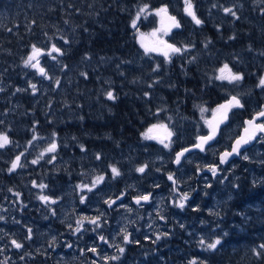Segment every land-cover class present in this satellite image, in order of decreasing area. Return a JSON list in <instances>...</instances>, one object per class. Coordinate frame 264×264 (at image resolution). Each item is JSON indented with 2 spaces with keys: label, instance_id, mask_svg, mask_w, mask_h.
Masks as SVG:
<instances>
[{
  "label": "trees",
  "instance_id": "obj_1",
  "mask_svg": "<svg viewBox=\"0 0 264 264\" xmlns=\"http://www.w3.org/2000/svg\"><path fill=\"white\" fill-rule=\"evenodd\" d=\"M193 3L203 21L199 26L184 13V0H0V89H3L0 91V132L6 133L11 141V145L0 149V216L4 217L0 220V249L4 247L3 242L8 247V251L0 252V261L7 258V264H93L94 261L95 264H189L196 259L198 264L200 261L203 264H264V255L257 258L252 251L264 244V159L259 156L254 162L251 157L237 161L233 175L221 180L216 178L211 186L205 182L199 188L198 197L184 209L166 211L160 233L168 235L159 241L156 236L144 234L139 220L130 236L133 242L122 243L123 254L114 253L112 248L107 253L94 254L83 244L92 240L85 231H94V228L83 225L81 232L74 234L71 222L54 224L59 232L53 246H49L52 239L42 242L39 237L37 248H29L30 242L38 239L40 221L50 222L51 214L46 210H34L42 206L40 195L51 198L66 185L88 183L98 173L110 178V201L120 197L115 192L120 191L124 181L122 176L113 178L108 159L141 155L134 146L139 145L149 127L158 122L165 124L166 116L178 123L198 124L196 133L183 144H173L175 152L192 144L196 135L205 133L201 122L228 95H236L243 103L244 109L239 112L243 120L248 118L247 106L249 111L253 109L252 101L261 104L260 97L253 98L251 92L256 79L252 81L245 75L234 86V83L216 80L215 76L225 63L232 68L233 61L250 67L242 71L257 75L256 66L250 63L264 56L262 0H193ZM144 4L150 10L168 7L169 14L181 24L168 41L176 47L187 46L190 52L172 54L170 62L160 56L140 54L137 33L130 23ZM221 6L232 7L239 18L226 15ZM229 37L235 38L229 40ZM53 44L63 50L62 54L54 53L58 56L54 64H48V72L60 81L59 87L53 88L47 82L44 88L49 87V95L38 87L33 94L25 84L26 73L38 78L40 75L24 67L23 61L33 45L43 47L44 51L48 49L47 52ZM81 73H86L87 78ZM18 88L25 90L18 92ZM107 91H113L117 99L107 100ZM201 108L206 111L200 112ZM34 135L37 137L33 141L34 149L20 150V145L24 146ZM53 139L57 143L56 152L45 153L40 158L44 152L42 146ZM21 151L27 154L20 159L23 167L9 172L14 155ZM147 151L152 152L151 148ZM33 154L38 160L37 168L31 164ZM97 154L100 160L96 159ZM52 156L55 159L49 163ZM138 163L150 166L145 160ZM105 165L102 174L100 168ZM33 182L46 187L34 190ZM192 184L195 189V184L199 187L201 183L193 181ZM145 190L151 192L148 187ZM14 193H19L17 200ZM7 194L11 196L5 199ZM28 229L32 230L31 239H27ZM201 238L209 242L220 238L222 242L216 250L207 251L198 243ZM12 239L22 243L19 250L28 246L23 260L11 246ZM67 242L71 247L65 248ZM57 250L72 256L63 261ZM111 256L119 259H104Z\"/></svg>",
  "mask_w": 264,
  "mask_h": 264
},
{
  "label": "rangeland",
  "instance_id": "obj_2",
  "mask_svg": "<svg viewBox=\"0 0 264 264\" xmlns=\"http://www.w3.org/2000/svg\"><path fill=\"white\" fill-rule=\"evenodd\" d=\"M238 9L241 10L240 8ZM154 10L155 9L150 10L149 14L142 15L141 18L137 21L138 27H140L139 32L145 34L144 43L151 45L154 40L159 39L170 44L168 38L172 34V32L177 28H172L167 35H164L163 32L157 33L156 37L150 35L154 32V30L162 27L161 19L160 17L154 14ZM137 11L134 13V17L136 16ZM137 42L142 55L147 57L160 56L164 58V56L160 54V52H151L148 55H145L144 49L140 46L138 38ZM159 46L163 48V45ZM181 48H183V46H181ZM189 49L190 48H188L187 51H184L182 53L186 54V52H190L191 50ZM52 56H55L54 53H52L51 55H47V58H43L41 60L42 63L40 65L45 69L51 79H45L41 75L38 78L37 76L32 74L27 75L28 72L26 73V80H28L27 85L29 86V82L36 84L37 87L41 90H46L45 94H47V92L49 91V87H46V89L44 88V85L47 82H49L50 85L53 86V88L58 89L59 87V85L55 83L57 78L53 79L52 75L48 72V64L52 62L54 64L57 61V58L53 60ZM252 63L254 64V66H256L255 73L257 75L254 76V80L256 79L254 85L256 86L252 87L251 92L253 98L255 96L260 97L261 102V104H257L256 102L252 101V107L260 108L264 104V89L257 87V84L259 78L261 76H264V58H258V60L256 59L250 64ZM233 64L235 67L239 66L238 63ZM239 82H235L234 85H237V83ZM52 92L55 91L52 90ZM208 118L202 121L203 126L206 125L205 120H208ZM166 119L167 120L165 121L167 122H164L168 126L169 131L173 133L170 138V141L165 140V143H169L168 148H165L163 144L158 142V140H147L143 137L139 145L134 146V148H137L136 151H138L141 155H136L134 153L131 157L126 159L122 155L121 158H119L118 160H114V158L108 159L109 166H116L120 170V176H122V179L124 181V186L120 189V191H118V193L115 192V194H117L118 196L124 193V200L122 202H120L118 205H114L110 209H107L105 207V205L107 204L105 203V201H110V199H112L110 178L108 177H104V180L95 188H93L90 192L86 189H81L77 187V185L85 183L68 184L65 186L63 191L50 198V200H55L56 203H50L53 205L50 208L51 215L49 219V224L47 223L46 219L40 221L39 235L37 240L39 241V237H41L42 242H44L47 239H52L53 235L55 238H57L59 230L58 227L54 226L55 223L67 225V223L73 222V226L75 228L76 221L82 217H88L89 219L99 217V227H96L95 225L89 223L88 220H84L83 222V225H85L86 228H94V231L90 229H87L85 231L92 236V240L90 239V241H86L83 244L85 245L87 250L89 248L96 247V253H107L108 250H110L111 248L113 249L114 253H119L117 251L116 246L123 247L122 243H124L123 233L121 230H126L131 236V234L135 230V225H138L139 220H141L140 224L146 236L158 235L165 224V212L168 210H180L179 207L174 206V201H178L180 199V196L184 193H187L188 197H191L194 191L192 182L194 181L196 183H200L203 177L201 172L205 169H209L208 164L210 163V159L214 153L208 151L216 150V155L218 156L220 152L225 150L222 147L227 146L229 142L234 140L233 132L235 131V127L233 128L232 124H238L237 121H234L232 124L227 126L222 135L223 139H219L216 142L215 146L207 151L208 153L205 151V149L202 153L196 152V154L193 153V155H187L185 158L182 159L181 164L178 167H174L172 164L175 154V152L172 151L173 144H183L187 138H189L193 133L196 132L198 124L196 122L178 123L177 120H174L171 117L169 118L168 116H166ZM156 124H160V122ZM153 135H160V130L154 131ZM48 145L49 144H44L42 146V150L44 151L48 147ZM147 148H151L152 152L149 153L147 151ZM182 148L184 147H180L178 148V150ZM178 150H176V152ZM171 151L173 152V154L171 153ZM243 155L247 156L248 152L244 153ZM243 157L241 158V160H245ZM140 160L150 162L149 168L147 166L143 173H139L136 171L137 167L145 165L144 163H138ZM233 168L234 166L231 167L230 172H233ZM105 169L106 165L100 168L102 174L104 173ZM224 174L225 176L219 177L218 180L227 178L226 175L229 173L225 170ZM169 175L173 176L174 178L178 176V178L181 180L182 190H178V192H181V195L177 194L176 192L174 193L171 190V185L168 184L169 180L167 182V178ZM97 176L101 175L95 173L94 179ZM94 179H92L86 184H89L90 186ZM212 181L213 180H211L210 178L205 180V182L208 183L207 185L210 186L212 185ZM167 184L169 186H167ZM161 186L164 187L160 188ZM32 187L34 190H37L39 188L38 186L34 185ZM145 187L150 188V190L152 189V195L154 196L153 200L149 204H147L146 207L143 208H138L135 205H132V203L130 202V197H133L135 199L138 196L149 194L145 190ZM186 188H188L189 190L184 191L186 190ZM201 193H204V191H201ZM81 195L85 196L84 203H81L80 201ZM191 201L192 199L188 198V200L185 202V206H187ZM161 217H163V219H161ZM101 235L105 237L108 243H104L99 239ZM74 239L76 240L77 237H74ZM98 241L100 243L96 244V242ZM69 244L70 242H67L65 248H68ZM57 254L63 261H67L68 257L72 256L71 254L66 255L62 250H57Z\"/></svg>",
  "mask_w": 264,
  "mask_h": 264
},
{
  "label": "snow or ice",
  "instance_id": "obj_3",
  "mask_svg": "<svg viewBox=\"0 0 264 264\" xmlns=\"http://www.w3.org/2000/svg\"><path fill=\"white\" fill-rule=\"evenodd\" d=\"M262 3H264V0H262ZM213 7H217V5H213ZM222 7L223 12L226 15H230L233 18L238 19L239 17L237 16L236 11L233 10L232 7ZM261 14H264V7H261L260 9ZM150 13V9H149V5L144 4L141 7H139L136 16L132 19L131 21V27L136 31L137 33V38L138 41L140 42V46L144 49L145 55H148L151 52H160V54H162L164 56V59L166 62H170L171 60V55L172 54H181L184 51L188 50V47L185 46L183 48L181 47H176L172 44H168L165 41L162 40H154L152 42L151 45L149 44H145L144 43V35L143 33L139 32V27L137 24V21L141 18L142 15L145 14H149ZM184 13L191 18V20L193 21L194 24L196 25H201L203 23V21L197 16L196 11H195V6L193 3V0H184ZM154 14L158 17H160L161 19V28H158L156 30H154L153 33H151L150 35L153 37H156V34L159 32H163L164 35H167L172 28H180L181 24L180 22L177 20V18L175 16L169 15L168 12V7L167 6H162L158 9L154 10ZM235 37H229V39H234ZM65 43H67V41H65ZM210 43V41H209ZM159 45H163V48H161ZM205 47H207V44L205 45ZM52 53H57V54H62V51L60 48H58L55 44L52 45L51 49L45 53L43 50H41L40 48L36 47L35 45L32 46V50L31 53L27 56V58L23 61L24 67L26 68H32L35 69L36 72L43 76L45 79H51L48 76V73L45 71V69L43 67L40 66V57L43 55H51ZM262 55H264V53H262ZM87 58V57H86ZM52 59L55 60L56 57L52 56ZM157 69H153V71H156ZM218 75L215 76L216 80L219 81H227L228 83H235V82H239L241 81L244 77L243 74L238 73V72H234L232 70V68L229 67V65L227 63L223 64L222 67H220L218 70ZM82 76H84L85 78H87V74L86 73H81ZM55 83L57 85H59L60 81L56 80ZM29 87L32 90V93L35 94L37 92V86L36 84H33L31 82H29ZM149 87H152V85H149ZM257 87H260L262 89H264V76H261L259 78ZM3 89H0V91H2ZM16 91H24V89H17ZM106 95V99L110 100V101H114L117 99V97L115 96L113 91H107L105 93ZM148 93H145V96H147ZM243 105L241 104V101L238 97L233 96L231 97L230 100L227 101L226 104H222L220 105L217 109L213 110V117L215 118L217 116V114H220V119L216 121V125L214 126L213 123L211 121H205L206 124L209 125L210 128V132L209 135L207 136H201L198 137V142L196 143V145L194 147L199 148L201 151H204V145L208 143L209 140H212L216 134V127L218 126L219 123H222L223 120L227 119V113L231 108L234 107H242ZM200 111L203 113L204 111H206V109L201 108ZM259 117H264V110H261L259 113H257L256 117H253L252 120H248L245 121V124L248 125V127H246L244 129L245 135L240 137L236 143L233 145L232 147V151L231 152H225L221 155L220 157V163L224 164L227 160V158L233 154L239 155L240 154V148L243 144H247L250 140H252L255 136L257 132H261L264 133V123H255V121L257 120V118ZM0 123H2V121H0ZM156 130H160V135H153V132ZM53 137L56 136V133L53 132ZM144 139L147 140H158L159 143L163 144V146L165 148L169 147V143H165V140H169L171 136L173 135V133L171 131H169L168 126L166 124H155L152 125L145 133L142 134ZM33 140L37 139V137L34 135L32 137ZM11 143L9 136L4 133V132H0V149L5 148L7 145H9ZM29 143H31V141H29ZM57 150V143L56 140L53 139L48 147L44 150V152H42L40 154V158H43V156L45 155V153H55ZM84 148L81 145V151H83ZM190 151V149L185 148L183 151L178 152L176 154V160L175 162L177 164L180 163L181 158L184 156L185 152ZM23 155V153H21V156ZM21 156H17L11 163V167L8 169L9 172H13L15 171L18 167H23V165L20 164V159ZM244 159H248L247 156L243 157ZM55 159V156H52L51 159L48 161L49 163L52 162V160ZM97 160L101 159L100 154H97L96 156ZM33 164L38 163V160H33L32 161ZM111 169V173L113 178H116L118 176L121 175L120 170L114 166V165H110L109 166ZM147 167V165L141 166V167H137L136 171L139 173H143L145 171V168ZM209 171L212 172V174L215 176L217 173V168L213 167V166H209ZM168 179L170 181H172L173 185L175 186L176 181L173 178V176L169 175ZM104 180V176H97L91 183V185L89 186V184H81V185H77L78 188L81 189H86L87 191H92L93 188H95L98 184H100L102 181ZM33 185L36 186L35 182H33ZM39 188L43 189L46 187V185L44 184H39L38 185ZM175 191V188L173 189ZM9 191H12V189H9ZM14 195L17 196V198H19V193H14ZM151 194L149 193L148 195H141L135 198V203L137 205H139L141 203V201L147 202L150 199ZM42 202L44 203H56L55 200H50V198L48 196L45 195H41L40 197H38ZM188 194L184 193L180 196V199L178 201H174V206L179 207L180 209H184L185 207V202L188 200ZM80 201L81 203L85 202V196L81 195L80 197ZM105 203H108L109 206H111L113 203H115V201H105ZM196 209H194L195 211ZM54 214V213H53ZM4 217L0 216V220H3ZM161 219H163V217H161ZM84 220H88L89 223L95 225L96 227H99V217L96 218H91L89 219L88 217H82L80 219H78L76 221V227L73 229V233H79L81 232L82 226H83V222ZM18 222V221H17ZM69 227L71 228V225H69ZM181 227H183V225H181ZM31 229H28V237L27 239H31ZM123 233V242L124 244H128V243H132L133 241L130 240V234L122 229L121 230ZM167 233H160L158 235H156V241H159L163 236H167ZM225 235H227V233H225ZM55 237L52 238V242H50V247L54 245L55 242ZM99 239L104 242V243H108V241L105 239L104 236H100ZM136 243H139V241H135ZM155 243V241H153ZM221 239L220 238H216L215 240L212 241H206L204 238H201L198 243L201 246V248H203L204 250L207 251H214L217 249V246L221 244ZM11 246L17 250L21 249L23 247L22 243L18 242L15 239L11 240ZM111 246V245H110ZM68 247H71V244L68 245ZM117 247V251L120 254H123L125 251L124 247H120V246H116ZM259 249V250H258ZM3 249H0V252H2ZM88 251H91L92 253H96L97 249L96 247H92L89 248ZM253 254L257 256V258H260L262 255H264V244H260L257 246V248H253L252 249ZM21 260L24 259L23 256L20 257ZM106 261L108 259L111 260H118L119 256H111V257H105L104 258ZM0 264H7V258L4 261H0ZM93 264H95V261L93 262ZM189 264H198V261L196 259L190 260ZM199 264H203L202 261L199 262Z\"/></svg>",
  "mask_w": 264,
  "mask_h": 264
},
{
  "label": "flooded vegetation",
  "instance_id": "obj_4",
  "mask_svg": "<svg viewBox=\"0 0 264 264\" xmlns=\"http://www.w3.org/2000/svg\"><path fill=\"white\" fill-rule=\"evenodd\" d=\"M179 29V28H178ZM261 41H264V40H261ZM47 53V52H46ZM43 57H47V54L46 55H44ZM42 57V58H43ZM263 58H264V56H262ZM42 58L40 59V65H41V60H42ZM233 63H235L234 61H233ZM232 63V68H233V70H234V72H239V73H241V74H243V77L245 76V75H249L250 76V78L252 79V81L254 80V74H252V73H246L245 71H242V70H244V69H246V70H250V67H247V66H238V67H235L234 66V64ZM243 64H246V61H243ZM244 68V69H243ZM35 69H30V71H32V72H36V70L34 71ZM236 70V71H235ZM28 83V80H26V83L25 84H27ZM230 96H233V95H228V97H230ZM263 99H264V96H263ZM242 105H243V103H241ZM251 106H252V104H251ZM248 108H247V113H245L247 116L249 115V119L248 118H246V119H244V120H252L253 118L252 117H256L257 116V113H259L261 110H264V104L260 107V108H253L251 111H249V105L247 106ZM244 109V106H242V107H234V108H231V111H230V116L229 117H231V118H229V120H228V124L225 126V127H223L222 129H221V132L219 133V136H218V138H217V140L210 146V147H208L207 148V150H205L206 152L209 150V149H211L212 147H214L215 146V144H216V142L220 139V140H222L223 139V132L225 131V129H226V127L227 126H229L230 124H232L234 121H237V123L238 124H232L233 125V128L235 127V131L233 132V139H234V141H236L237 139H239L240 137H241V134H242V132H243V134L242 135H244L245 134V132H244V129H245V127H244V120L242 119V115L239 113L240 112V110H243ZM236 110H237V113H235L236 112ZM249 111V112H248ZM213 114V113H212ZM211 114V115H212ZM251 116V117H250ZM242 119V120H241ZM255 123H264V117H259V118H257V120L255 121ZM205 128V133H206V125L204 126ZM205 133H203L202 135H204ZM221 135V136H220ZM200 136V135H199ZM196 137H198V135H196L194 138H193V142L195 141V138ZM255 139L253 140V142H251V140L248 142V146L246 147V148H243V145L241 146L242 148H240V154L238 155V158H235V159H229V158H227V160H226V162L224 163V164H221L220 163V157H221V155L223 154V153H225V152H230L231 150H232V145L231 144H233L234 143V141H231V142H229L228 144H227V146H223L222 148L223 149H225V150H223L222 152H220L219 154H218V156L216 155V150L215 151H208V152H211V153H214L213 154V156L211 157V159H210V163L208 164V167L209 166H213V167H216L217 168V173H216V175L214 176L213 174H212V172L211 171H209V169H205V170H203L201 173H202V175H203V177H202V180H201V184H200V186L198 187V184H195V189H194V191H193V194H192V196L191 197H189V199H192V200H194V199H196L198 196L197 195H199L200 193H199V188L201 189V188H203L205 185H204V183H205V180L206 179H211V180H214V179H216V178H219V177H223V176H225V174H224V171L226 170L229 174H227L226 176H230V175H232V173L233 172H230L231 171V167H233V166H235L236 165V163H237V161H240L241 160V158L243 157V156H245V155H243L244 153H246V152H248V155H247V157H251L252 158V160L251 161H258V156L261 158V159H264V133H261V132H257V136L256 137H254ZM29 141H31V143H29ZM33 139L31 138V139H28L25 143H24V146L23 145H20V150H27L28 148H32V150L34 149V146H33ZM193 144V143H192ZM192 144H189V145H192ZM189 145H186L185 147H187V146H189ZM184 147V146H183ZM207 152V153H208ZM21 153H23V155L21 156ZM194 154H196V153H194ZM26 153L25 152H23V151H21V152H19V153H17V154H15L14 156L15 157H17V156H21V159H24L25 157H26ZM190 155H193V154H190ZM189 155V156H190ZM243 155V156H242ZM33 160H37V158H36V156L33 154L32 155V158H31V164L35 167V168H37V163L36 164H33L32 163V161ZM218 167H219V169H218ZM233 170H234V168H233ZM231 173V174H230ZM174 178V177H173ZM175 181H176V184H175V186L171 183V182H168V178H167V182H168V184H170L171 185V190L175 193H177V194H179V195H181V192H178V190H182L181 189V184H182V182H181V180L178 178V176H176L175 178ZM167 184V186H169ZM32 186H33V183H32ZM32 186H31V188H32ZM164 186H161L160 188H163ZM160 188H157V189H160ZM176 189L175 191L173 190V189ZM184 190V189H183ZM189 189L188 188H186V190H184V191H188ZM29 193V192H28ZM150 194H152V191L151 192H149ZM9 196H11V194H7V196L5 197V199H7ZM16 196V195H15ZM151 197V199H149L146 203L144 202V201H141V203L139 204V205H135V204H133V202H131V201H133V200H135L133 197H130V202L132 203V205H135L136 207H138V208H143V207H146L147 205L146 204H148V203H150L152 200H153V198H154V196L153 195H151L150 196ZM120 200L116 203V204H114V205H118L120 202H122L123 200H124V193L120 196ZM18 198H17V196L15 197V200H17ZM133 199V200H132ZM41 203H42V206L41 207H35V211L36 210H38V211H41V210H46V212H47V214H50V212H49V210H50V208H51V206H52V204H50V203H47L46 205H45V203L44 202H42L41 201ZM144 203V204H143ZM113 205V206H114ZM37 214H38V212H36ZM111 213V212H110ZM4 236H5V233H4ZM7 236V235H6ZM3 244H4V247H3V251H5V250H7L8 251V247H7V244L5 243V242H3ZM37 246H38V243H37V239H35V240H32L31 242H30V246H29V248L30 249H32V248H34V247H36L37 248ZM28 250V246L22 251V250H18V253H20L21 254V256L23 255V254H25L26 253V251ZM17 259H18V256L14 259V261L16 262L17 261ZM12 261V258H10V262Z\"/></svg>",
  "mask_w": 264,
  "mask_h": 264
},
{
  "label": "water",
  "instance_id": "obj_5",
  "mask_svg": "<svg viewBox=\"0 0 264 264\" xmlns=\"http://www.w3.org/2000/svg\"><path fill=\"white\" fill-rule=\"evenodd\" d=\"M43 51H44V50H43ZM44 52H45V51H44ZM45 53H46V52H45ZM41 57H42V56H41ZM41 57H40V58H41ZM40 58H39V59H40ZM231 97H233V96H230V97H228L227 99L223 100V101L217 106V108H218L220 105H222V104H226L227 101L231 99ZM230 111H231V109H230V110L228 111V113H227V119L223 120L222 123H219V124H218V126L216 127V134H215L214 138H213L212 140H209L208 143L204 145V149H207L208 147H210V146H211V145L217 140V138H218V136H219V133H220L221 129H222L223 127H225V126L228 124ZM219 119H220V114L218 113L217 116H216L215 118L213 117V114H212V115L210 116V118H209L207 121H211V122L213 123V125L215 126V125H216V121L219 120ZM245 121H248V120H244V123H243V124H244V127L246 128V126H245V125H246V124H245ZM247 127H248V126H247ZM209 132H210L209 125L206 124V133H205L204 135H200V136H198V137H201V136H207V135H209ZM244 135H245V134H244ZM256 136H257V133H256ZM256 136H255V137H256ZM198 137L195 138V141H194V143H193L192 145H189V146H187V147H184V148L178 150L177 152H175V154H174V159H173V161H172V164H173L174 167H178V166L181 164L182 159L185 158L187 155H189V154H191V153H196V152H199V153L203 152V151H201L199 148L194 147V146L196 145V143L198 142V139H197ZM254 139H255V138H253V139L251 140V142H253ZM237 140H238V139H237ZM237 140H236V141H237ZM236 141H234V143L232 144V146L236 143ZM247 146H248V143H247V144H243V148H246ZM185 148L190 149V151L185 152V153H184V156L181 158L180 163L177 164V163L175 162V160H176V154H177L178 152L183 151ZM241 148H242V147H241ZM231 151H232V150H231ZM231 151H230V152H231ZM228 158H229V159H235V158H238V155L233 154V155L229 156ZM168 180H169V179H168ZM169 182L172 183V181H170V180H169ZM172 184H173V183H172ZM120 199H121V198L118 197V198H115V199L111 200V201H115V203H113L111 206H109V204H108V205L106 206V208H107V209H110V208H111L114 204H116ZM132 202H133V204L137 205V204L135 203V200H133Z\"/></svg>",
  "mask_w": 264,
  "mask_h": 264
},
{
  "label": "bare ground",
  "instance_id": "obj_6",
  "mask_svg": "<svg viewBox=\"0 0 264 264\" xmlns=\"http://www.w3.org/2000/svg\"><path fill=\"white\" fill-rule=\"evenodd\" d=\"M226 5V4H225ZM250 6V5H249ZM221 9V8H220ZM219 10V9H218ZM176 13V12H175ZM179 17H180V15H178ZM187 21V20H186ZM185 24V23H184ZM224 25V24H223ZM237 25V24H236ZM216 27V26H215ZM222 27V26H221ZM218 28H220V27H218ZM236 29V28H235ZM234 29V30H235ZM219 30V29H218ZM217 30V31H218ZM241 31V30H240ZM231 33V32H230ZM184 34V33H183ZM187 34V33H186ZM185 34V35H186ZM193 36V35H192ZM243 36V35H242ZM176 37V36H175ZM239 37V36H238ZM196 38H197V36H196ZM222 39V38H221ZM226 39H228L227 37H226ZM237 39V38H236ZM64 40V39H63ZM189 40H191V38L189 39ZM230 40V39H229ZM228 40V41H229ZM172 41V40H171ZM224 41H225V39H224ZM241 41V40H240ZM52 42V41H51ZM64 42H65V40H64ZM180 42V41H179ZM58 43V42H57ZM190 43H193V42H190ZM46 44V43H45ZM44 44V45H45ZM171 44V43H170ZM173 44V43H172ZM176 45V44H175ZM57 46V45H56ZM177 46V45H176ZM217 46V45H216ZM40 47V46H39ZM45 47V46H44ZM47 47V46H46ZM221 47V46H220ZM226 47V46H225ZM222 48V47H221ZM40 49H43V47H41ZM196 49H198V48H196ZM207 49V48H206ZM223 49V48H222ZM48 50V49H47ZM199 50V49H198ZM203 50H204V48H203ZM220 50V49H219ZM31 51V50H30ZM29 51V52H30ZM46 51V50H45ZM63 51V50H62ZM260 51V50H259ZM227 52V51H226ZM66 53V52H65ZM225 53V52H224ZM28 54V53H27ZM141 54V53H140ZM196 55V54H195ZM194 55V56H195ZM184 56V55H183ZM56 57H58V56H56ZM140 57V56H139ZM228 58V57H227ZM59 59V58H58ZM143 59V58H142ZM156 59V58H155ZM158 59V58H157ZM60 60V59H59ZM196 60H197V58H196ZM195 60V61H196ZM144 61H146V60H144ZM42 62V61H41ZM147 62V61H146ZM155 62V61H154ZM53 65V64H52ZM156 65V64H155ZM58 66V65H57ZM13 67V66H12ZM11 67V68H12ZM50 68V67H49ZM62 68V67H61ZM55 69H57V68H55ZM217 69V68H216ZM62 70V69H61ZM69 70V69H68ZM234 71V70H233ZM9 73V72H8ZM15 73H16V71H15ZM15 73H13L14 75H15ZM58 74H59V72H58ZM71 74V73H70ZM67 75H68V73H67ZM215 75V74H214ZM17 77V76H16ZM9 79V78H8ZM64 79V78H63ZM4 81V80H3ZM70 81V80H69ZM73 81V80H72ZM19 82V81H18ZM100 82V81H99ZM245 82H247V81H245ZM20 83V82H19ZM102 83V82H101ZM247 83H249V81L247 82ZM253 83V82H252ZM252 83H250V84H252ZM220 84V83H219ZM226 84H227V82H226ZM238 84V83H237ZM254 84V83H253ZM253 84H252V86H253ZM257 84V83H256ZM19 85V84H18ZM222 85V84H221ZM225 85V84H224ZM63 86V85H62ZM235 86V85H234ZM245 86V85H244ZM254 86H256V85H254ZM21 87V86H20ZM19 87V88H20ZM225 87H226V85H225ZM242 87V86H241ZM246 87V86H245ZM65 88V87H64ZM71 88V87H70ZM230 89V88H229ZM246 89V88H245ZM25 90V89H24ZM231 91V90H230ZM233 91V90H232ZM4 92V91H3ZM21 92V91H20ZM62 93V92H61ZM251 93V92H250ZM261 93V92H260ZM1 94V93H0ZM239 94V93H238ZM3 95V94H2ZM233 95V94H232ZM32 96H33V94H32ZM234 96V95H233ZM236 96V95H235ZM2 97V96H1ZM16 97V96H15ZM14 97V98H15ZM56 97V96H55ZM18 98V97H17ZM4 99H5V97H4ZM7 99V98H6ZM19 99V98H18ZM21 99V98H20ZM224 99V98H223ZM5 101V100H4ZM15 103V102H14ZM162 104H164V103H162ZM18 105V104H17ZM57 105V104H56ZM59 105H61V104H59ZM66 106V105H65ZM172 106V105H171ZM218 106V105H217ZM47 107V106H46ZM170 107V106H169ZM168 107V108H169ZM48 109V108H47ZM216 109V108H215ZM49 110V109H48ZM173 110V109H172ZM212 110V109H211ZM20 111V110H19ZM173 111H175V110H173ZM172 111V112H173ZM247 111V110H246ZM158 112V111H157ZM161 112V111H160ZM201 112V111H200ZM249 112V111H248ZM10 113V112H9ZM170 113V112H169ZM209 112H207V114H208ZM12 114V113H11ZM53 115V114H52ZM157 115V114H156ZM198 115V114H197ZM16 116V115H15ZM230 116V115H229ZM12 117V116H11ZM158 117V116H157ZM162 117V116H161ZM164 117V116H163ZM205 117V116H204ZM247 117H249V116H247ZM251 117V116H250ZM60 118V117H59ZM198 118V117H197ZM200 118V117H199ZM229 118H231V117H229ZM253 118V117H252ZM17 119H19V118H17ZM249 119V118H248ZM159 121V120H158ZM157 121V122H158ZM163 121H165V118H164V120ZM201 121V120H200ZM199 121V122H200ZM206 121V120H205ZM165 122H167V121H165ZM14 123H15V121H14ZM161 123V122H160ZM202 123V122H201ZM246 127L248 126V125H245ZM203 127V126H202ZM205 128V127H204ZM221 132V131H220ZM196 133V132H195ZM242 134H243V132H242ZM241 134V137L242 136H244V135H242ZM199 136V135H198ZM221 136V135H220ZM43 139V138H42ZM60 140V139H59ZM72 140V139H71ZM234 141V140H233ZM194 143V142H193ZM11 145V144H10ZM187 145V144H186ZM232 145V144H231ZM213 146V145H212ZM175 147V146H174ZM178 150V149H177ZM207 150V149H206ZM171 153L173 154V152L171 151ZM202 153V152H201ZM75 154V153H74ZM76 155V154H75ZM243 161H247V160H243ZM250 162V161H249ZM248 162V163H249ZM247 163V162H246ZM247 163V164H248ZM26 166V165H25ZM248 166V165H247ZM245 167V166H244ZM241 168V167H240ZM258 168V167H257ZM27 169V168H26ZM218 169H219V167H218ZM242 170V169H241ZM7 171V170H6ZM26 171V170H25ZM27 171H29V170H27ZM41 173V172H40ZM240 173V172H239ZM231 174V173H230ZM232 175H233V173H232ZM69 176V175H68ZM74 176V175H73ZM259 177V176H258ZM234 178V177H233ZM253 179V178H252ZM75 182V181H74ZM214 184V183H213ZM235 185V184H234ZM9 186V185H8ZM152 190V189H151ZM176 190V189H175ZM152 195V194H151ZM132 202V201H131ZM146 203V202H145ZM15 204H17V203H15ZM144 204V203H143ZM149 204V203H148ZM202 204V203H201ZM147 205V204H146ZM222 205V204H221ZM188 208V207H187ZM196 209V208H195ZM182 212V211H181ZM188 212V211H187ZM139 215H140V213H139ZM171 215V214H170ZM184 215V214H183ZM195 215V214H194ZM208 215V214H207ZM211 215V214H210ZM215 215V214H214ZM198 216V215H197ZM185 217V216H184ZM214 217V216H213ZM219 217V216H218ZM35 218V217H34ZM141 218H142V216H141ZM191 218V217H190ZM33 219V218H32ZM171 220V219H170ZM194 220V219H193ZM175 221V220H174ZM138 222H140V221H138ZM172 222V221H171ZM177 224V223H176ZM140 226H141V224H140ZM169 227V226H168ZM173 228H174V226H172ZM96 230V229H95ZM98 230V229H97ZM173 230V229H172ZM101 231V230H100ZM132 236V235H131ZM176 243V242H175ZM37 258V257H36ZM28 261V260H27ZM26 262V261H25ZM39 262H42V261H39ZM26 264V263H25ZM28 264V263H27ZM37 264V263H36ZM39 264V263H38Z\"/></svg>",
  "mask_w": 264,
  "mask_h": 264
}]
</instances>
